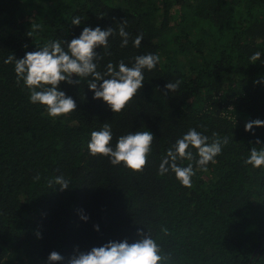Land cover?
I'll list each match as a JSON object with an SVG mask.
<instances>
[{
    "label": "trees",
    "instance_id": "16d2710c",
    "mask_svg": "<svg viewBox=\"0 0 264 264\" xmlns=\"http://www.w3.org/2000/svg\"><path fill=\"white\" fill-rule=\"evenodd\" d=\"M124 21L129 43L121 47ZM84 27L114 29L108 47L94 50L101 73L108 63L131 66L139 55L160 61L144 71L142 87L120 113L94 100L81 79L58 86L75 111L50 118L29 102L14 62L5 60L49 41L66 44ZM256 52L260 60L250 61ZM257 80L264 81V0H0V264H47L52 251L67 264L74 250L133 243L143 238L138 232L156 240L162 264H264V243L252 258L264 241V166L243 163L252 147L264 148V127L245 131L247 122L264 121V82ZM176 81L178 89L165 95ZM105 123L113 147L122 135H153L142 171L89 154L91 132ZM193 128L209 142L215 133L228 143L206 171L192 148V161L177 159L194 167L185 188L157 169ZM58 175L68 189L54 184Z\"/></svg>",
    "mask_w": 264,
    "mask_h": 264
},
{
    "label": "clouds",
    "instance_id": "9594fccd",
    "mask_svg": "<svg viewBox=\"0 0 264 264\" xmlns=\"http://www.w3.org/2000/svg\"><path fill=\"white\" fill-rule=\"evenodd\" d=\"M80 23L81 17H73L72 25L79 26ZM126 25L127 21H124L118 27V35L122 38L121 47H126L129 43ZM113 34L114 29L111 27L104 30L100 27H84L79 37L66 44L60 40L49 41L38 50L26 52L22 59L9 55L5 63L14 62L17 82L22 81L29 90V102L43 106L50 118H59L75 111L76 102L59 90L58 86L61 82L69 85L80 84L81 79H87V87L94 93V100H102L113 113H120L142 87L144 71L153 70L160 57L155 54L139 55L134 57L131 66L123 61L117 65L108 63L106 71L101 73L97 71V64L94 62L98 58L94 50L97 47L107 48L108 39ZM142 40L143 35H137L133 46L138 48ZM260 57L261 53L256 52L250 57V61H259ZM73 77L77 79L74 80ZM262 82L264 81L257 80L253 83ZM179 84V81L168 82L165 85V95L175 92ZM255 127H264V121L247 122L245 131ZM153 139L149 131H136L118 137L113 147L111 126L105 123L100 130L91 132L87 149L92 156L107 157L109 163L114 166L122 164L133 172H140L148 163ZM227 143L226 137L220 139L214 133L209 142L208 136L202 135L194 128L189 129L167 150L157 172L163 176L170 171L183 187L190 188L192 177L195 175L194 167L191 163L183 167L178 166L177 159L192 161L193 153L188 151L192 148L198 156L196 165L206 171L207 165L215 163V158L221 153L222 144ZM243 163L254 169L264 166V148L252 147ZM35 179H40L39 174ZM54 184L61 191L69 188V181L63 175H58ZM80 219L86 222L88 217L81 215ZM94 230L99 231L98 226ZM137 235L143 238L133 243L125 239L119 242L109 241L86 252L74 250V254L67 258V264H162L165 257L161 254L156 240L146 233L138 232ZM64 259L59 252L52 251L47 257V264H60Z\"/></svg>",
    "mask_w": 264,
    "mask_h": 264
},
{
    "label": "water",
    "instance_id": "95a60500",
    "mask_svg": "<svg viewBox=\"0 0 264 264\" xmlns=\"http://www.w3.org/2000/svg\"><path fill=\"white\" fill-rule=\"evenodd\" d=\"M264 243V241L263 242H261L259 245H258V247H257V249H256V251L253 253V255H252V258L254 257V255L257 253V251H258V249L261 247V245Z\"/></svg>",
    "mask_w": 264,
    "mask_h": 264
}]
</instances>
